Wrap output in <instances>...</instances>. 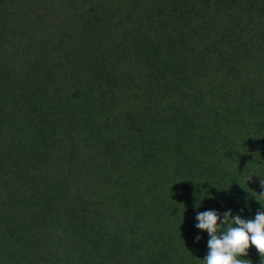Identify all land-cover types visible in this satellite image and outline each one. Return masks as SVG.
Here are the masks:
<instances>
[{"label":"trees","instance_id":"trees-1","mask_svg":"<svg viewBox=\"0 0 264 264\" xmlns=\"http://www.w3.org/2000/svg\"><path fill=\"white\" fill-rule=\"evenodd\" d=\"M260 175L264 0H0V264H202Z\"/></svg>","mask_w":264,"mask_h":264},{"label":"clouds","instance_id":"clouds-1","mask_svg":"<svg viewBox=\"0 0 264 264\" xmlns=\"http://www.w3.org/2000/svg\"><path fill=\"white\" fill-rule=\"evenodd\" d=\"M261 176V175H260ZM260 185L264 188V176ZM251 176L247 178V181ZM264 208V192L253 193ZM217 210H206L196 215V228L206 230L209 236L207 254L202 264H252L248 250L254 246L264 264V210H258L254 219H245L240 215L233 216L231 210L222 214ZM200 239L199 236L196 237Z\"/></svg>","mask_w":264,"mask_h":264}]
</instances>
